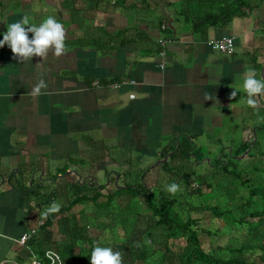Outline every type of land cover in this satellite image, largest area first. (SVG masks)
<instances>
[{"label": "crops", "instance_id": "0c3cea01", "mask_svg": "<svg viewBox=\"0 0 264 264\" xmlns=\"http://www.w3.org/2000/svg\"><path fill=\"white\" fill-rule=\"evenodd\" d=\"M183 5L182 0H0V40L9 24L25 16L35 25L54 16L65 28L67 49L60 58L49 52L21 62L7 45L0 48V264H33L32 252L50 248L37 244L44 218L35 191L50 182L59 187L62 169L71 166L66 176L83 175L80 184L91 190V175L129 166L152 169L163 159L162 149L175 153L181 138L200 149L217 138H238L231 142L237 150L253 138L262 149L264 106L247 105L243 80L246 68L255 69L258 79L264 76V2L205 33L186 20ZM223 36L234 38L233 53L209 45ZM160 37L172 39L164 68ZM39 79L47 88L32 96ZM123 80L128 81L111 86ZM233 89L239 91L230 99ZM34 228L26 245L18 242Z\"/></svg>", "mask_w": 264, "mask_h": 264}, {"label": "trees", "instance_id": "16d2710c", "mask_svg": "<svg viewBox=\"0 0 264 264\" xmlns=\"http://www.w3.org/2000/svg\"><path fill=\"white\" fill-rule=\"evenodd\" d=\"M182 1V14L195 30L202 33L211 26H226L235 16H244L249 9L264 2ZM252 142L253 138L236 151L240 155L250 149L247 157L240 159L223 155L217 165L211 163L210 167L205 165L199 169V162L192 163V156L202 149L189 138H181L176 152L167 161L152 169L150 166L141 168L137 173L140 178L136 181L129 178L135 171L132 167L124 171L114 170V174L122 178L124 186L114 184L107 194L103 191L106 183L94 185L92 194H86L79 187L75 189L79 182L74 186L68 184L74 196L58 213L45 217L46 209L37 210L40 218H44L39 224L37 244H52L65 264H90L91 251L94 245L99 244L97 238L101 237V232L107 234L109 229L111 234L114 227L121 226L125 237L121 247L117 243L121 238L112 239L116 240L113 250L123 253V264H264V206L261 203L264 181L259 180L264 178V150L258 140ZM161 152L160 158H164L170 149H162ZM126 156V163L132 166V157L129 153ZM224 157L227 159L222 161ZM158 167L162 174L154 179L155 183H149L148 176ZM256 174L259 175L256 177ZM172 183L179 185L175 194L165 190ZM122 195L130 197L124 205H119V211L110 210L116 198ZM103 196L107 199L100 201ZM78 204H91L95 208L84 222H80V215L72 211ZM40 207L41 203L37 209ZM98 209L109 211L107 215L111 217L112 213L115 214L110 223L100 221ZM205 212L229 225L247 227L248 237L240 246L227 245L220 248L221 252H207L196 228L199 217ZM55 224L61 228L57 234L51 230ZM91 229L99 232L93 233ZM247 250L255 256H246ZM43 252L38 253L42 255Z\"/></svg>", "mask_w": 264, "mask_h": 264}, {"label": "rangeland", "instance_id": "374dc122", "mask_svg": "<svg viewBox=\"0 0 264 264\" xmlns=\"http://www.w3.org/2000/svg\"><path fill=\"white\" fill-rule=\"evenodd\" d=\"M220 139L218 140V142L213 143L212 145L208 146L205 145V147L202 149L203 151H199L197 150V153H195V156H192V163L196 164L199 162V169H202L205 165H208L210 167V164L213 163V165H217L218 161H219V157H220V150L222 149V155L227 156L228 158L230 157H236L238 158L239 156H242L246 153V151H248L249 149H247L244 153H241L240 155L236 154V150L238 149V145L237 144H232L231 142H238V138H227V136H225V138H217ZM253 143V142H252ZM252 145V144H251ZM211 146H213V148H211ZM220 148L219 152H216L214 150V148ZM229 147V148H228ZM210 149H213L214 151L209 152ZM262 149L264 150V146L262 147ZM171 152H169L170 154ZM173 154V153H172ZM227 158L224 157L222 159V161H225ZM158 160H155V162L153 164H155ZM145 165V164H144ZM146 167V166H144ZM143 167V168H144ZM142 167H137L136 169H134L135 171L131 173L130 175V180L132 181H136L137 179H139V175H137V173H140ZM197 169V168H196ZM121 169H118L117 171H120ZM71 171V166H69V168L66 169H62L61 170V184L58 187L56 185V183L52 184V182H50L48 185L49 186H41L40 188H38L35 192L38 193L37 198H35L34 200L38 201L37 203H41V207H43L42 209L45 210L47 209V207L49 205H51L53 202H58L60 203L61 207L64 205H67L71 198L74 196V193L72 190H70L68 188V184L70 182H73L72 186H74V183L77 184V182H79V184L76 186L75 189H77L79 187V190L82 189L83 192H89V194H92L94 192V189L88 190L85 188V186H82L80 183L81 181H83L84 176L79 174L78 176H74V175H67L69 172ZM80 171V169H79ZM197 171H200L197 169ZM160 174H162V171L159 170V167L157 169H153L150 173V175L148 176V181L149 183H155L154 179L157 178L158 176H160ZM65 175V176H63ZM259 174H256V177ZM93 177L92 182H97L96 184H92V186L94 187V185H98V184H104L106 183L107 187L105 189H103L104 194L108 193L109 190L113 189V185L120 183L118 186H124L123 180L122 178L119 176V179L117 181V176L116 174H94L91 175ZM78 179H77V178ZM85 177H89V176H85ZM54 179L56 180L57 178L54 177ZM60 179V178H59ZM260 181H264V178H259ZM70 181V182H69ZM118 182V183H117ZM150 185V184H149ZM32 187V186H31ZM37 187V185H35V188ZM57 187V188H56ZM89 187V185H88ZM50 188L51 192L56 191L55 193H48L46 192V190L48 191ZM59 188V191H57V189ZM50 194V195H49ZM49 196L51 198H49ZM129 195H122L116 198L115 202H114V206L110 207V210H120V206L119 205H124V203L126 202L127 199H129ZM53 199V201H49L47 204L48 200ZM107 199V196H103L100 201H104ZM123 201V202H122ZM261 203L264 206V199L261 200ZM85 210V213L82 212V210ZM95 210L94 206L91 204H78L76 205L72 211L74 213H78L80 216L78 217L80 222H84L86 217L88 216V214H92L91 211ZM72 212V213H73ZM97 213L99 215H101L100 221L107 223H110V219H112L115 214H113V217H111L112 215H107L109 214V211H105L104 209H98ZM201 216V215H199ZM199 235L202 239V246L203 248L209 252V253H214V252H221L222 247H225L227 245L230 246H240V244L243 242L244 239H246L248 237V228L247 227H243V226H232L229 225L228 222L222 220V219H218L214 216H212L209 212H205L201 217H199V223L196 226ZM61 229V228H60ZM59 226L57 224H55L53 227H51V230L54 231L56 234L59 232ZM92 230V229H91ZM91 232L96 233L99 232L97 230H92ZM107 232V231H106ZM121 238V240L119 239L118 246L121 247L122 245V241L125 238L124 237V229L121 226H117L114 227L112 230V233H109V229L107 234L103 232H101V237L97 238V243H99L100 246L102 247H111L113 249V244H116V240L112 239V238ZM50 248L55 249V247L52 244H49ZM228 252V251H226ZM245 255L248 257H254L255 254L252 253L250 250H247L245 252Z\"/></svg>", "mask_w": 264, "mask_h": 264}, {"label": "clouds", "instance_id": "9594fccd", "mask_svg": "<svg viewBox=\"0 0 264 264\" xmlns=\"http://www.w3.org/2000/svg\"><path fill=\"white\" fill-rule=\"evenodd\" d=\"M31 33V38L29 37ZM66 32L62 23L54 16L45 18L39 25L30 24L27 16L20 21L7 26L3 39L0 40V48L7 45L13 56L18 61H30L33 57L46 58L49 52L56 58H60L67 52ZM47 88V83L39 79L32 87L31 95L38 97L41 90ZM239 89H233L230 99L235 98ZM243 91L246 93V103L253 109L261 106L264 100V76L257 78L255 69L246 68L244 72ZM205 99H211L205 96ZM165 190L175 194L179 190V185L172 183L167 185ZM61 205L53 202L44 212L45 217L49 214L58 213ZM90 264H123V253L114 251L111 247H102L99 244L93 246L90 255Z\"/></svg>", "mask_w": 264, "mask_h": 264}, {"label": "built area", "instance_id": "2783aa9c", "mask_svg": "<svg viewBox=\"0 0 264 264\" xmlns=\"http://www.w3.org/2000/svg\"><path fill=\"white\" fill-rule=\"evenodd\" d=\"M167 25L162 24V29L165 30ZM172 39L168 37H160L159 39V56L161 57V68L165 67V57L167 55V46L171 43ZM209 45L217 51L222 53H233L235 51V40L232 36H223L220 38H211L208 41ZM128 80L116 81L111 83V86L114 88L119 87L121 84L127 82ZM130 83H134L133 80L129 81ZM93 84L100 85L99 81H94ZM131 97L134 98L135 94H131ZM37 229H31L30 232L24 233L19 239L18 242L26 245L30 238L36 233ZM33 264H65L61 254L53 248H47L44 250L42 255L32 252L31 254ZM5 264V261L2 262ZM19 264V263H15Z\"/></svg>", "mask_w": 264, "mask_h": 264}, {"label": "water", "instance_id": "95a60500", "mask_svg": "<svg viewBox=\"0 0 264 264\" xmlns=\"http://www.w3.org/2000/svg\"><path fill=\"white\" fill-rule=\"evenodd\" d=\"M171 153H173V152H171ZM170 153V154H171ZM170 154H167L163 159H160V160H158L155 164H153L152 166H151V168H154L157 164H159L160 162H165V161H167L168 160V158H169V156H170ZM248 154V151H246V153H245V155H247ZM118 179H119V176H117V181H118ZM118 183V182H117Z\"/></svg>", "mask_w": 264, "mask_h": 264}]
</instances>
